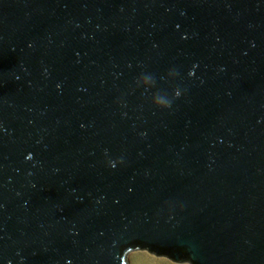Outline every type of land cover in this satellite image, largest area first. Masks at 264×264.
Wrapping results in <instances>:
<instances>
[{"label":"water","instance_id":"water-1","mask_svg":"<svg viewBox=\"0 0 264 264\" xmlns=\"http://www.w3.org/2000/svg\"><path fill=\"white\" fill-rule=\"evenodd\" d=\"M134 251L264 264V0H0V264Z\"/></svg>","mask_w":264,"mask_h":264},{"label":"clouds","instance_id":"clouds-1","mask_svg":"<svg viewBox=\"0 0 264 264\" xmlns=\"http://www.w3.org/2000/svg\"><path fill=\"white\" fill-rule=\"evenodd\" d=\"M123 251V249H122ZM181 252V260L176 262L164 255L157 256L147 251L133 252L128 255V264H192L190 259L184 258Z\"/></svg>","mask_w":264,"mask_h":264},{"label":"rangeland","instance_id":"rangeland-1","mask_svg":"<svg viewBox=\"0 0 264 264\" xmlns=\"http://www.w3.org/2000/svg\"><path fill=\"white\" fill-rule=\"evenodd\" d=\"M134 252H138V251H134ZM130 253H133V252H129V253L127 254V256H126V264H128V255H129Z\"/></svg>","mask_w":264,"mask_h":264}]
</instances>
